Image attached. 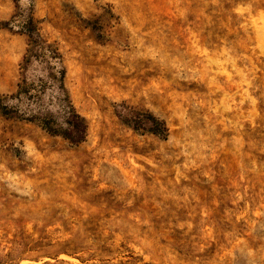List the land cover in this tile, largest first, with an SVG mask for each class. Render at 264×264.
Returning <instances> with one entry per match:
<instances>
[{
	"label": "rangeland",
	"instance_id": "374dc122",
	"mask_svg": "<svg viewBox=\"0 0 264 264\" xmlns=\"http://www.w3.org/2000/svg\"><path fill=\"white\" fill-rule=\"evenodd\" d=\"M28 17L87 135L0 112V264H264V0H0V99Z\"/></svg>",
	"mask_w": 264,
	"mask_h": 264
},
{
	"label": "trees",
	"instance_id": "16d2710c",
	"mask_svg": "<svg viewBox=\"0 0 264 264\" xmlns=\"http://www.w3.org/2000/svg\"><path fill=\"white\" fill-rule=\"evenodd\" d=\"M21 27L22 32L28 38V49L20 69L23 72L27 70L32 60H38L43 65L44 75L38 78L36 82L28 81L23 75L17 84V91L0 99L1 114L5 117L36 122L46 133L52 136H60L70 143L80 144L84 142L87 135V125L84 118L76 112L66 93L63 83L65 70L61 65L58 49L39 37L32 17H28ZM51 83H55L60 94L56 115L47 113L41 105V97L47 85ZM5 99L14 101V104L9 105L8 101H4ZM121 118L122 122L136 129L145 128L152 134L160 135L162 138L166 137L167 128L162 120H156L149 115L144 118L135 113H129V115Z\"/></svg>",
	"mask_w": 264,
	"mask_h": 264
}]
</instances>
